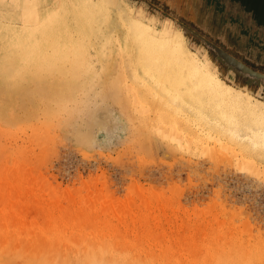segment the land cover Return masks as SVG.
I'll list each match as a JSON object with an SVG mask.
<instances>
[{
    "label": "rangeland",
    "instance_id": "rangeland-1",
    "mask_svg": "<svg viewBox=\"0 0 264 264\" xmlns=\"http://www.w3.org/2000/svg\"><path fill=\"white\" fill-rule=\"evenodd\" d=\"M91 2L0 0L3 37H48L0 50V264H264V148L235 144L255 174L225 145L179 147L154 130V113L173 110L135 105L128 31L134 19L182 31L213 72L264 101L181 23L264 64V0Z\"/></svg>",
    "mask_w": 264,
    "mask_h": 264
},
{
    "label": "bare ground",
    "instance_id": "bare-ground-1",
    "mask_svg": "<svg viewBox=\"0 0 264 264\" xmlns=\"http://www.w3.org/2000/svg\"><path fill=\"white\" fill-rule=\"evenodd\" d=\"M82 1L87 3H81L83 6L93 5L91 0ZM14 29L6 28L10 34L5 37L0 34V50L5 48L7 55L15 49L48 43L46 34L38 38L34 33H19ZM96 29L93 25L92 30ZM157 30L137 19L128 30L139 44L132 66L133 76L141 85L134 95L135 105L144 107L148 97L161 100L173 111L154 113L157 116L154 130L171 136L179 147L199 149L207 148L211 143L225 145L236 153L238 164L260 174L263 169L259 163L247 156L240 159L239 155L243 153L235 144L249 143L255 150L262 151L264 101L255 102L249 93L236 89L213 72L209 67L211 59L208 57V63L203 62L188 47L182 31L176 30L174 36ZM102 197L101 191L92 193L87 202L95 204Z\"/></svg>",
    "mask_w": 264,
    "mask_h": 264
},
{
    "label": "trees",
    "instance_id": "trees-1",
    "mask_svg": "<svg viewBox=\"0 0 264 264\" xmlns=\"http://www.w3.org/2000/svg\"><path fill=\"white\" fill-rule=\"evenodd\" d=\"M181 23L183 24L184 30H194L193 32L199 35L204 34L212 40L208 41V48L212 52L211 55L214 60L220 62L223 70L234 71L241 85L249 86L256 90L260 89L264 95V64L251 61L234 48H228L216 37L209 35L207 32H203L204 30L193 22H185V20H182Z\"/></svg>",
    "mask_w": 264,
    "mask_h": 264
},
{
    "label": "crops",
    "instance_id": "crops-1",
    "mask_svg": "<svg viewBox=\"0 0 264 264\" xmlns=\"http://www.w3.org/2000/svg\"><path fill=\"white\" fill-rule=\"evenodd\" d=\"M259 63V62H258ZM263 64V63H262ZM228 72H233V74L235 75V78H236V74H235V72L234 71H232V70H230V71H228ZM237 79V78H236ZM242 86H244V85H242ZM245 87V86H244ZM249 87V86H248ZM259 91H260V89H259Z\"/></svg>",
    "mask_w": 264,
    "mask_h": 264
}]
</instances>
